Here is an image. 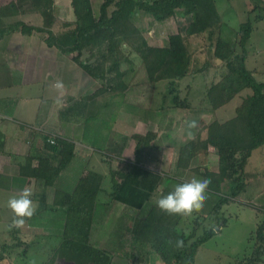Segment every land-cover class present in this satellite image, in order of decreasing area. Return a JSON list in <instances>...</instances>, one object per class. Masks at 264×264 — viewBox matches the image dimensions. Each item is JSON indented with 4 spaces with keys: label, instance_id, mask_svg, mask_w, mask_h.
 Instances as JSON below:
<instances>
[{
    "label": "rangeland",
    "instance_id": "374dc122",
    "mask_svg": "<svg viewBox=\"0 0 264 264\" xmlns=\"http://www.w3.org/2000/svg\"><path fill=\"white\" fill-rule=\"evenodd\" d=\"M106 1L91 0L96 18L100 17ZM215 2L224 25L215 27L213 39H209L207 34L201 37L188 34L192 17L187 16L184 9H177L172 17L163 22L138 11L132 23L139 30V34L127 41H121L115 50L106 48L108 50L105 51V56L99 59L100 52L97 48L88 47L80 53L71 54L61 51L60 46L66 48L71 44L72 31L78 24L73 0H0V28L3 30L18 27L19 23L28 24L29 27L36 28L39 36L47 38V43L52 33L51 41L54 45H48L54 48L59 57L66 59V112L70 113L71 108H75L79 117L83 118L75 125V129L77 127L84 131V143L100 148L103 145L106 147V153L113 151L109 145L107 147L106 138L111 134L108 125L110 123L102 118L108 117L111 112L114 115L116 110L119 112L120 122L124 121L122 124L119 122V143L122 137L127 138L123 135L128 134L129 137L128 142L126 141L127 150L122 153L126 160H121L113 167L117 172L111 169L107 184H104L100 197L95 199L94 213L82 216L81 222L91 227L89 244L94 251L81 254L66 245L67 239L63 235L66 212L59 210L62 206L58 205H55L54 211L39 215L38 230L35 232L32 230L33 233L28 232L17 237L8 235L13 213L6 206L10 196L4 195L0 197L1 263L167 264L157 252L150 251L149 246L135 243L130 234L154 207L160 219L163 215L167 216L162 222L169 223L178 233L189 238V244L203 236L206 229H215V235L198 248L195 264H249L262 244L257 238L258 230L264 225V146L253 151L245 168L248 186L246 193L224 204L218 214L214 209L220 199L218 193L221 192L216 191L211 184L206 191L207 199L203 208L189 216L169 215L162 212L155 203L162 195L173 191L177 184L193 177L209 179L208 172L219 171V156L213 146L201 149L194 162L186 169L178 165V145L192 142L200 146L201 142L206 140L211 124H224L233 120L243 101L253 94L229 64L216 57L214 46L220 32L234 43L237 56L242 52L239 45V27L248 20L252 22L251 38L247 43V67L258 82L264 83V20L260 19L264 14V0ZM115 9L114 4L110 6L109 15ZM46 28L52 29L48 35L43 33ZM8 30L9 36L5 32L0 38L1 96L13 95L15 87L21 86L17 73L12 74L5 61L4 54L11 53L8 38L13 31ZM173 35H181L186 39L191 57L190 72L183 79L174 80L176 85L172 84V80L165 78L152 83L150 69L144 59L150 53L147 50L169 48L170 37ZM80 62H88L93 68L104 63L103 75L92 76ZM215 84H219L216 98L209 94V89ZM124 86L126 90L121 91ZM21 88L24 89L25 96L32 98L41 92L38 91L39 86L22 85ZM173 89L175 92L171 93ZM177 92L180 101L189 104L187 109L171 105L170 99ZM220 96L227 102L215 107ZM36 101L34 98L32 102ZM6 102V99L0 100L3 106ZM114 108L116 110H113ZM89 116L90 120L87 119ZM124 116L129 117L130 123L135 124L133 131L129 128V133H126L127 122ZM193 120L196 121V127L189 129L188 123ZM3 121L11 120L5 118ZM108 138H115V135ZM144 138L149 139L150 145L146 148L148 155L143 157V166L160 175L161 181L151 202L138 210L114 201L111 194L114 190V180L121 183L122 174L132 169L128 161L135 164L137 143ZM89 151L103 155L99 150ZM107 157L114 159L109 154ZM240 161L241 157L236 162ZM220 176L223 193L229 192L234 175H230L232 178L228 174ZM248 193H256L259 200ZM50 201L52 202L51 199ZM100 249L110 254L105 263H100V260H103L99 257ZM261 260L257 264H264V256ZM174 264L178 263L174 261Z\"/></svg>",
    "mask_w": 264,
    "mask_h": 264
},
{
    "label": "trees",
    "instance_id": "16d2710c",
    "mask_svg": "<svg viewBox=\"0 0 264 264\" xmlns=\"http://www.w3.org/2000/svg\"><path fill=\"white\" fill-rule=\"evenodd\" d=\"M113 4L116 9L109 15L108 9ZM73 8L78 18V24L72 31L71 44L66 48L60 46L61 51L71 54L80 53L88 47L97 48L100 52L99 59L105 56L106 50H115L118 48V43L123 40L127 41L139 34V30L132 23V19L138 11L153 17L158 22H163L172 17L177 9H184V13L192 17L188 27L190 36L201 37L207 34L209 39H213L215 27L224 25L215 0H154L152 2L145 0H117L116 2L115 0H107L102 7L99 18L94 15L91 0H73ZM260 19L264 20V14L260 16ZM239 28V45L242 52L235 56L234 43L227 40L220 32L214 46L215 55L218 59L229 64L232 71L244 82L246 87L253 91V94L243 101L237 109V116L233 120L224 124L218 122L211 124L208 127L207 138L201 142L200 146L190 142L182 145L179 149L178 165L186 169L190 167L201 149L213 146L217 150L219 171L208 172L210 184L214 185L216 191L221 192L218 193L220 199L214 209L217 214L224 204L246 193L248 186L245 168L253 151L264 146V83L258 82L253 72L247 67V43L251 38L252 22L248 20L242 23ZM22 29L25 30L26 28L23 27ZM5 30H0V38ZM51 38H53L52 33L48 43L53 46L54 42L51 41ZM147 51L150 53L144 59L150 69V81L152 83L165 78L172 80V84L176 85L174 80H181L190 72L191 57L186 39L181 35L170 37L169 48H151ZM106 59H108V55H106ZM80 64L92 76L103 75L104 63L96 68H93L92 64L88 62H80ZM122 89L121 91H125L126 86ZM218 89L219 84H215L209 89V94L216 98ZM170 92L173 93L175 90ZM170 101L171 105L176 108L187 109L189 107V104H183L180 101L178 92L176 95H172ZM226 102V99L220 96L218 101L214 102L215 107H220ZM91 116L87 119L90 120ZM52 136L54 135L51 133L46 135L47 146L55 154L61 153L62 160L58 167H50L49 169L45 167L49 165V162L43 161L38 173L35 174L37 184L35 196L40 202V214L50 208L48 188L55 183L61 170L67 167L75 156L74 142L54 136L56 144H51L49 138ZM125 139L127 138L125 137ZM149 145L148 138L139 141L136 148V162L131 165L132 169L128 173L122 174L121 183L114 180V190L111 194L113 200L131 209L140 210L147 206L161 181L160 175L143 166V157L145 154L148 155L146 148ZM109 148L113 150L115 146L110 145ZM239 157H241V161L236 162ZM227 174L228 176L234 175V178L231 180L229 192L223 193V187L220 186V175ZM101 183L100 175L91 173L85 176L80 184L81 187L66 202L68 218L63 235L67 239L66 245L80 251L81 254H90L94 251V248L89 244L91 227L83 224L81 220L82 216L94 213L95 199L103 189ZM164 218L166 220L167 216L163 215L160 219L153 207L139 221L136 228L130 232L132 240L135 243L139 242L144 246H149L150 251L157 252L167 264H174V261L178 264H195L198 248L215 235V229H206L203 236L189 244V238L178 233L169 223L162 222ZM258 231L257 239L262 244L257 248L249 264L260 263L264 256V225ZM177 240H183L182 247H177ZM108 253V251L100 249L99 257L103 259L100 260V263L106 262V257L110 255ZM0 264L3 263L0 261Z\"/></svg>",
    "mask_w": 264,
    "mask_h": 264
},
{
    "label": "crops",
    "instance_id": "0c3cea01",
    "mask_svg": "<svg viewBox=\"0 0 264 264\" xmlns=\"http://www.w3.org/2000/svg\"><path fill=\"white\" fill-rule=\"evenodd\" d=\"M18 25L20 26H13L11 30H5L6 34L7 30L8 32L13 31L8 38L11 53L4 54L5 61H7L11 73H17L18 82L21 86H39L38 91L41 92L32 98L25 96L24 89L18 86L15 87L13 95H0L1 101L7 100L5 106L0 104V117L3 120L5 118L11 120L10 122L0 121V197L2 198L4 195L18 196L23 188L30 187L34 192V204L37 205L35 215L26 221L23 228H10L8 230V235L13 237L38 230L39 215L42 216L54 211L55 205L64 207L59 208V210L66 212L67 200L74 196L77 189L81 187L80 184L85 175L90 173L100 175L102 178L101 188H104V184H107L109 180L108 174L111 169L117 172L118 170L113 167L121 160H126L122 157V153L127 150L129 140L128 134H122L127 136V139L122 137L119 143L120 118L119 112L114 108L115 114L113 115L111 112L108 117L104 116L105 118L102 120L105 119L110 123L108 125L111 134L106 137L107 147L113 145L115 149L113 148L111 153H106V147L103 145L100 148L99 146H92L90 143H84V131H80L77 127L75 129V125L79 124L83 118L79 117L75 108H71L70 113L66 112V59H62L54 52V48L48 45L47 38L39 36L36 28L33 29L34 26L29 27L28 24L20 23ZM23 27L26 29L23 30ZM1 29L3 30V28ZM49 31L52 29L46 28V32L43 33L48 35ZM8 34L7 36H9ZM57 84L61 86L57 87ZM34 98L37 100L36 102H32ZM129 119V117L125 118L127 122L126 133H129V128H132L133 131L135 126V124L130 123ZM123 122L122 120L120 123ZM48 132L55 137L74 142L75 156L69 165L61 170L55 183L48 188V204L51 209L49 208L40 214V202L35 196L37 186L35 174L38 173L43 161L49 162V165L45 166L49 169L50 167H58L62 160L61 153L55 154L47 146L46 136L44 137L42 134L47 135ZM113 135L115 138H108ZM182 145L178 146L181 147ZM89 150H99L103 155L94 154ZM107 154L114 159L107 157ZM128 163L133 165L131 161ZM251 180L250 178L249 181ZM249 195L255 199L258 198L256 193ZM67 218L66 214L65 223ZM1 219L2 216L0 215Z\"/></svg>",
    "mask_w": 264,
    "mask_h": 264
},
{
    "label": "clouds",
    "instance_id": "9594fccd",
    "mask_svg": "<svg viewBox=\"0 0 264 264\" xmlns=\"http://www.w3.org/2000/svg\"><path fill=\"white\" fill-rule=\"evenodd\" d=\"M60 86L57 84V87ZM188 127L189 129L195 128L196 121L189 122ZM210 183L208 178L193 177L189 181L177 184L174 190L167 195H162L155 202L156 206L169 215L189 216L203 208ZM33 196V189L25 187L18 196L9 197L6 206L13 213L9 228L21 229L25 226L26 221L35 215L37 205L34 204ZM176 243L177 247L183 246V240H177Z\"/></svg>",
    "mask_w": 264,
    "mask_h": 264
},
{
    "label": "built area",
    "instance_id": "2783aa9c",
    "mask_svg": "<svg viewBox=\"0 0 264 264\" xmlns=\"http://www.w3.org/2000/svg\"><path fill=\"white\" fill-rule=\"evenodd\" d=\"M49 142H50L51 144H56V138H55L54 136L50 137V138H49Z\"/></svg>",
    "mask_w": 264,
    "mask_h": 264
}]
</instances>
